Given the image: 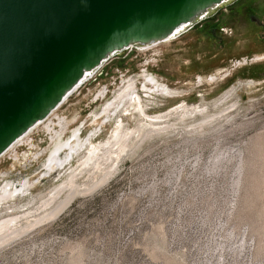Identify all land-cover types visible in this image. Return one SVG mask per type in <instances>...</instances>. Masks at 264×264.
I'll return each instance as SVG.
<instances>
[{
	"label": "rangeland",
	"instance_id": "rangeland-1",
	"mask_svg": "<svg viewBox=\"0 0 264 264\" xmlns=\"http://www.w3.org/2000/svg\"><path fill=\"white\" fill-rule=\"evenodd\" d=\"M144 74L172 91L156 97L150 115L183 103L208 109L174 115L179 133L105 159L101 172L119 161L117 174L1 249L0 264H264V0H234L174 40L113 56L52 114L68 121L63 137L98 130L95 143L106 147L115 124L94 114L125 80L140 86ZM122 117L131 130L139 124L137 115ZM38 127L27 136L34 145L17 147V160L9 151L0 158V186L38 182L39 201L28 208L61 183L55 175L41 180L51 142Z\"/></svg>",
	"mask_w": 264,
	"mask_h": 264
},
{
	"label": "water",
	"instance_id": "water-1",
	"mask_svg": "<svg viewBox=\"0 0 264 264\" xmlns=\"http://www.w3.org/2000/svg\"><path fill=\"white\" fill-rule=\"evenodd\" d=\"M234 0H0V156L115 53Z\"/></svg>",
	"mask_w": 264,
	"mask_h": 264
},
{
	"label": "bare ground",
	"instance_id": "bare-ground-1",
	"mask_svg": "<svg viewBox=\"0 0 264 264\" xmlns=\"http://www.w3.org/2000/svg\"><path fill=\"white\" fill-rule=\"evenodd\" d=\"M182 34V31H179L162 41L143 46L132 45L127 51L135 47L140 50L148 49L160 43L174 40ZM117 54L115 53L104 61L96 71L89 73L59 107L70 97L74 96L82 86L91 80ZM124 83V87L114 96L113 100L108 101L101 112L93 116L95 121L105 117L106 121H103V124L107 121L115 124L113 135L104 144L106 147L102 146L101 143H95L99 136L98 130H93L88 136L85 135L86 137H84L83 130L78 128L73 130L72 134L65 139L63 136L68 122L67 119L52 115L58 107L52 112V116L50 115L48 118L37 122L0 156L1 158L9 151V154L17 160L19 158L16 152L17 147L22 144L34 145V143L29 142L30 140L27 136L44 122L38 128L42 127L48 134L51 147L49 155L42 165L44 173L41 176V180L55 175L54 180L61 181L45 199H41L42 201L36 206L34 204L31 208H28L30 207L28 204L30 205L33 201H39H36L37 196L33 195V189L38 182L31 179L4 181V184L0 186V250L12 244L16 239L29 235L38 226L59 218L78 197L91 194L102 188L120 170V162L117 161L105 173H102L101 171L105 168V159H113L115 156L118 160L123 153L128 152V147L132 144L137 146L148 139H159L160 137L165 139L170 133H179V128L176 126L177 123H171L170 121L174 115L179 118L193 117L198 115V113L204 114L208 109V107L202 108L201 105L192 107L183 103L168 112L150 115L148 113V110L152 109L150 104L155 103V100L157 101V96L164 92H170L169 86L150 74L143 75V81L140 82V86L139 79L135 77L125 80ZM232 92L233 89L227 91L213 103L214 106L219 107L225 103L233 96ZM102 94H105V92ZM227 110H223L222 114L227 112ZM121 115H133L134 118L137 115L139 124L131 130L126 127ZM203 122H206V120H203ZM86 177H93L96 180L92 181L90 185L88 181H81L82 178ZM24 200H28L26 201L27 203H23Z\"/></svg>",
	"mask_w": 264,
	"mask_h": 264
}]
</instances>
